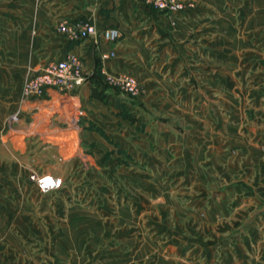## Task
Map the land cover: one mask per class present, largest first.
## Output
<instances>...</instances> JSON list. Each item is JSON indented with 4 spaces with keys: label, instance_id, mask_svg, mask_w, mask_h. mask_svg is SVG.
<instances>
[{
    "label": "crops",
    "instance_id": "obj_1",
    "mask_svg": "<svg viewBox=\"0 0 264 264\" xmlns=\"http://www.w3.org/2000/svg\"><path fill=\"white\" fill-rule=\"evenodd\" d=\"M197 1L171 19L143 0H0V264H264V2L255 8L259 15L249 20L245 48L239 50L234 26H225L221 15L208 16L213 3ZM75 20L99 30L118 29L120 38L96 45L93 39L68 40L57 32L61 22ZM226 29L229 33L221 32ZM222 34H230L228 48L223 49ZM99 52H114L115 57L102 62ZM67 54L81 59L88 84L72 96L63 95L66 100L54 91L41 98L20 97L28 73ZM222 58L230 60L233 74L245 73V96L237 95L242 82L231 79L229 88L245 100L242 122L250 138L245 160L234 166L245 171L217 179L213 194L199 190L196 200L191 197L190 203L210 206L144 208L137 193L134 206L118 209L116 219L109 209L95 213L72 206L65 191L41 192L30 180L32 172L51 174L35 163L45 142L39 114L64 101L70 106L77 102L85 112L68 131L76 134L85 128L81 124L101 118L103 113H91L100 105L91 97V82L101 68L108 74L134 75L148 90L149 105L162 108L177 89L185 100L205 102L200 90L207 84L215 92L222 84ZM192 90L197 97H188ZM14 113L16 122L11 120ZM180 116L189 132L198 129L207 135L212 130L203 123L208 114L192 119V113L182 111ZM237 124L228 128L238 131ZM218 127L213 122V129ZM74 148V155L63 157L58 145L60 160L92 158L81 154L78 145Z\"/></svg>",
    "mask_w": 264,
    "mask_h": 264
},
{
    "label": "rangeland",
    "instance_id": "obj_2",
    "mask_svg": "<svg viewBox=\"0 0 264 264\" xmlns=\"http://www.w3.org/2000/svg\"><path fill=\"white\" fill-rule=\"evenodd\" d=\"M182 2L186 5L184 11H187L193 9L198 1ZM207 2L213 3L212 14L208 16L215 18L221 15L223 23H227L225 26L231 23L234 26L233 34L238 38V49H244L250 32L248 22L258 17V12L254 10L264 0ZM175 15L168 16L173 18ZM226 30L227 32H221L229 33ZM222 35L223 49L228 48L230 41L226 37L230 34ZM254 43L260 45L261 41ZM222 60L221 86L215 92L207 84L205 90H200V95L204 92L205 102L196 105L195 102H190L191 99L185 100L184 95L177 93V89L174 91V99L167 106L153 108L146 98L148 90L138 79L139 91L136 96L121 99L118 93L111 91L102 102L99 101V107L91 110V113H103V116L87 125L81 124L85 128L78 134L68 131H71L77 116L80 124L85 110H78L77 102L70 106L69 102L58 97L66 103L54 105L47 108L44 114H39L42 115L43 124L38 129L44 127L39 130L45 142L40 145L41 152L34 157L35 163L44 166L40 170L64 178L62 185L56 189L69 194L72 206L95 213L109 209L114 218L117 217L118 209L134 206L137 193L142 194L140 202L144 204V208L167 207L176 210L210 206L206 201L200 205L190 203L191 197L196 200L199 190L213 194L217 179L236 176L239 170L245 171L237 170L234 166L236 162L245 160V143L249 136L244 128L245 120L242 122L247 106L244 99L237 98V95L241 97L245 92V73L233 74L229 71L230 60ZM231 79L242 82L237 95L236 91H230ZM193 91L188 95L189 98L198 96ZM162 92L166 93L164 90ZM60 95L66 100L63 94ZM231 95L240 103L231 99ZM182 111L192 113V119L202 118L199 114H208L207 118L202 119L207 129L211 127L210 133L204 135L203 130L198 133V129L189 132L187 121L181 120ZM213 113L216 114L214 121L211 118ZM58 114L60 118L57 117ZM39 115H35L36 120ZM68 122L71 124L70 128L64 130ZM213 122L220 126L219 129H213ZM192 123L196 124L197 121ZM231 123L241 124L239 130L228 128ZM58 145L63 157L74 155L71 150L78 145L81 154L91 155L93 159L74 157L63 162L57 152Z\"/></svg>",
    "mask_w": 264,
    "mask_h": 264
},
{
    "label": "built area",
    "instance_id": "obj_3",
    "mask_svg": "<svg viewBox=\"0 0 264 264\" xmlns=\"http://www.w3.org/2000/svg\"><path fill=\"white\" fill-rule=\"evenodd\" d=\"M157 11L165 12L173 16L185 10V4L181 0H143ZM172 19V18H171ZM57 32L63 34L68 40L93 39L96 45L115 42L120 38L118 29L109 28L99 30L95 24L84 20H75L71 23L61 22ZM102 62L113 59L114 52L98 53ZM100 75L103 81L114 91L123 96L134 97L139 91L137 77L127 73L108 74L101 68ZM89 83L81 59L74 54H67L60 59L48 60L44 66L34 74L28 73L20 88L22 99L41 98L51 91L65 96L71 95L77 89ZM17 113L11 116V120L17 121ZM30 180L34 181L41 192L60 187L63 183L61 177L51 174H38L32 172Z\"/></svg>",
    "mask_w": 264,
    "mask_h": 264
},
{
    "label": "trees",
    "instance_id": "obj_4",
    "mask_svg": "<svg viewBox=\"0 0 264 264\" xmlns=\"http://www.w3.org/2000/svg\"><path fill=\"white\" fill-rule=\"evenodd\" d=\"M96 75H97L96 77L97 80H93L91 82V84L93 85L91 88V97L102 102L105 99V97L113 90L106 83L102 81L103 78L100 75L99 70L97 71Z\"/></svg>",
    "mask_w": 264,
    "mask_h": 264
}]
</instances>
